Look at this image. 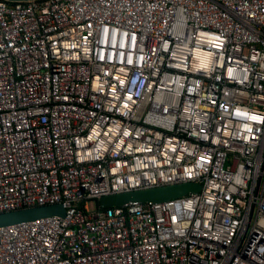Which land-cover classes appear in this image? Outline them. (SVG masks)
I'll use <instances>...</instances> for the list:
<instances>
[{
    "label": "built area",
    "instance_id": "built-area-1",
    "mask_svg": "<svg viewBox=\"0 0 264 264\" xmlns=\"http://www.w3.org/2000/svg\"><path fill=\"white\" fill-rule=\"evenodd\" d=\"M45 204L0 264H264V0H0V212Z\"/></svg>",
    "mask_w": 264,
    "mask_h": 264
},
{
    "label": "water",
    "instance_id": "water-1",
    "mask_svg": "<svg viewBox=\"0 0 264 264\" xmlns=\"http://www.w3.org/2000/svg\"><path fill=\"white\" fill-rule=\"evenodd\" d=\"M10 2H28L35 0H6ZM202 183L188 180L183 183L161 185L147 189H137L122 193L103 196L98 204L104 208L124 207L132 203H165L174 199L187 197L191 193H199ZM66 216V210L61 204H45L26 206L0 212V227L32 222L41 218Z\"/></svg>",
    "mask_w": 264,
    "mask_h": 264
}]
</instances>
